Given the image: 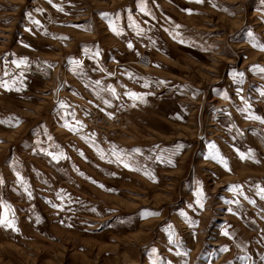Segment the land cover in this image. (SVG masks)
Here are the masks:
<instances>
[{
	"label": "rangeland",
	"instance_id": "obj_1",
	"mask_svg": "<svg viewBox=\"0 0 264 264\" xmlns=\"http://www.w3.org/2000/svg\"><path fill=\"white\" fill-rule=\"evenodd\" d=\"M261 46L264 0H0V264H264Z\"/></svg>",
	"mask_w": 264,
	"mask_h": 264
},
{
	"label": "snow or ice",
	"instance_id": "obj_2",
	"mask_svg": "<svg viewBox=\"0 0 264 264\" xmlns=\"http://www.w3.org/2000/svg\"><path fill=\"white\" fill-rule=\"evenodd\" d=\"M49 2L51 3V0H49ZM194 2H196V3H203L204 0H194ZM61 10H62V9H61ZM141 11H144L143 7L141 8ZM187 11L191 12V10H187ZM104 15L106 16L107 14H104ZM34 23L39 24V21H34ZM111 30H112L113 32H116L117 35L120 34V33L117 31V28L115 27L114 24L112 25V29H111ZM249 35L251 36V33H249ZM181 42H182V41H181ZM129 47L131 48L132 45L129 44ZM261 50H264V46H261ZM96 55H99V53H96ZM19 63H24V64H26L27 61H26V60H23V61H20ZM18 66H19V64H18ZM49 67H51V65H49ZM255 70L258 71V72H260V73H264V67L256 66V69H255ZM237 75H242V74H237ZM96 83L99 84V81H97ZM0 87L8 88L9 91L12 90V89L8 86V84H7L6 82H3V81H0ZM16 90L18 91L19 89H16ZM111 91L113 92V94H115V89H111ZM129 95H130L132 98H134V99H140V97H138L136 93H129ZM261 95H264V92H262ZM241 99H243V97H241ZM105 103H107V101H105ZM245 104H246V107L243 108V109H241V111H242V112H249L250 106L247 105V101H245ZM62 107H64V105H62ZM248 118H250V119H254V120H260L261 123H264V119H262L260 116L252 115L250 112H249V116H248ZM70 130H71V129H70ZM178 147H183V146L180 145V146H178ZM210 148L214 150V149H215V145H210ZM48 155H49V156H52V159H53V160H57V159H58V157L55 156V155H53L52 153H48ZM210 158L218 160V162L223 163L224 166L227 168V163H226L222 158L219 157V154H218V153H211V154H210ZM240 158H241V159L251 158V154H249L248 156H246L244 153H240ZM117 159L120 160L121 163H123V166H124V167H126V168H130V164H128V163H124L123 160H121L119 156H117ZM20 180H21V183H23V178H22V177L20 178ZM25 190L27 191V189H25ZM233 190L235 191L236 189H233ZM258 194L260 195V198H261V199H264V188H260ZM29 195H31V193H29ZM198 195L202 196L203 194H202V192H201V193H198ZM245 198H247V197H245ZM249 202H250V203H253V204L255 203V201H249ZM197 203L200 204L201 207H203V204L201 203L200 200H198ZM9 207H10V206H8V205H4L5 212H4L3 217H0V225H3V226L6 227V228H13V229L15 230L14 221L11 220V219H9V217H8V210H9ZM145 215H156V213H145ZM170 235H171V233H170ZM224 235L227 236V235H229V233H228L227 231H225V232H224ZM226 250H227V249H221V251H226ZM153 251H155V250H153ZM177 255H181V253H180V252H177ZM183 255H187V252L183 253ZM243 259L246 260L247 258L245 257V258H243ZM261 260H264V256L261 257Z\"/></svg>",
	"mask_w": 264,
	"mask_h": 264
},
{
	"label": "built area",
	"instance_id": "obj_3",
	"mask_svg": "<svg viewBox=\"0 0 264 264\" xmlns=\"http://www.w3.org/2000/svg\"><path fill=\"white\" fill-rule=\"evenodd\" d=\"M141 64H142L143 66H149V65H150V59H149V57H147V56L143 57V58L141 59ZM101 120H102V119H101Z\"/></svg>",
	"mask_w": 264,
	"mask_h": 264
},
{
	"label": "crops",
	"instance_id": "obj_4",
	"mask_svg": "<svg viewBox=\"0 0 264 264\" xmlns=\"http://www.w3.org/2000/svg\"><path fill=\"white\" fill-rule=\"evenodd\" d=\"M112 106H113V104H112Z\"/></svg>",
	"mask_w": 264,
	"mask_h": 264
}]
</instances>
